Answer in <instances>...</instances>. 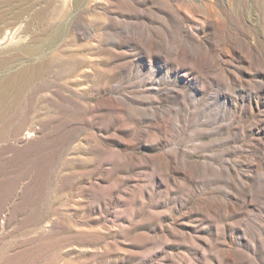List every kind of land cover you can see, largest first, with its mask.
<instances>
[{
    "label": "rangeland",
    "instance_id": "obj_1",
    "mask_svg": "<svg viewBox=\"0 0 264 264\" xmlns=\"http://www.w3.org/2000/svg\"><path fill=\"white\" fill-rule=\"evenodd\" d=\"M263 126L264 0H0V264H264Z\"/></svg>",
    "mask_w": 264,
    "mask_h": 264
},
{
    "label": "bare ground",
    "instance_id": "obj_2",
    "mask_svg": "<svg viewBox=\"0 0 264 264\" xmlns=\"http://www.w3.org/2000/svg\"><path fill=\"white\" fill-rule=\"evenodd\" d=\"M182 10V9H181ZM169 30L167 31L169 36H173L176 33H178L179 35L184 32L185 33V29L184 26L182 24H180L179 26L175 27V26H171L170 28H168ZM187 38V36H185ZM196 38V37H195ZM197 40H199L198 38H196ZM184 42V41H183ZM187 44L192 48L191 50V54L195 55L196 53V49H195V45L194 43L190 42V40L187 38L186 40ZM178 49V48H177ZM190 61H192V59H189ZM190 70L186 71L185 74H191L193 73V69H192V65L190 64ZM219 73L220 75H222V79L221 83L219 85V89L215 92V96L214 98L216 100L221 101V106L219 107V109H217L215 116L218 118L220 116V114H225L227 112L228 107L230 106L228 101L230 100L229 97L232 99V95H231V87H230V83L229 80H227V77L224 75L225 72L223 71L222 68H219ZM218 75V74H217ZM234 101V99H233ZM239 102L240 106H237L235 104H233V106H231V108L233 107L234 110H232V112H238V113H242V111L247 108L246 103L247 101L244 99L243 96H240V100H237ZM231 103V102H230ZM249 109V108H248ZM250 114H253L254 110L253 108L250 106ZM241 118L242 114H237L234 113V115H230L231 118V123L230 125L234 128H236V130L238 131V134L236 135L235 139L239 140L242 139L243 137V128H244V122L239 121L237 124H235V117ZM262 120H260L259 122H261ZM241 123V124H240ZM256 124H258V121L256 122ZM263 132L264 133V126L262 127V129H259V134ZM258 140V144H261L264 140L263 135L257 139ZM264 155V153H263ZM257 156H255L254 160L255 162L253 164V169L249 171V173H245L242 176L244 177V179L240 178V174L238 173H228V181L230 183L235 182L237 183V187L239 189L242 190V196H243V204L246 205H251V209L247 212V214H249L251 217H254L255 214L253 212V209H255L254 207L257 205V202L255 201V196L259 195V194H264V156L263 158L257 159ZM251 163V162H250ZM229 170L228 167H220L219 169H213L212 171H208L205 172V174H207V178L210 180H220L221 179V173L222 171H226ZM232 189L229 188V190L227 191V193H231L230 192ZM264 210V208H263ZM262 240V239H261ZM255 245H253L254 247L250 248V252L252 254L255 253L256 250V243H254ZM251 256V255H250Z\"/></svg>",
    "mask_w": 264,
    "mask_h": 264
}]
</instances>
